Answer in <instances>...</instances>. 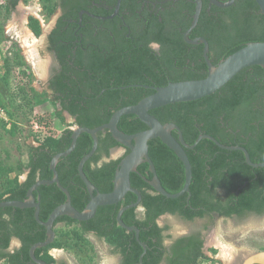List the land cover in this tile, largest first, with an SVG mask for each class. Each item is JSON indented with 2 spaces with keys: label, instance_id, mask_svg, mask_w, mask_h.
<instances>
[{
  "label": "trees",
  "instance_id": "trees-1",
  "mask_svg": "<svg viewBox=\"0 0 264 264\" xmlns=\"http://www.w3.org/2000/svg\"><path fill=\"white\" fill-rule=\"evenodd\" d=\"M45 1L44 10L47 16H52L56 9L54 0ZM202 1L197 25L188 38L207 41V57L212 65H218L248 43L264 42V15L255 0H236L228 8H219L208 0ZM18 2L7 1V15L16 10ZM195 7L194 2L176 3L174 7L161 11V22L145 9L143 17L139 18V14H136L138 19H131L132 33L125 28L118 29L115 21L110 20L105 24L98 22L108 30L96 34L90 32L79 43H74V30L62 32L65 22L63 18L59 19L50 36L49 49L56 53L62 68L54 80V97L50 101L55 106L60 104L61 109L56 110V115L61 122L66 124L64 111L75 120L72 124H66L67 128L53 143L49 142L50 139L43 143L35 140L38 145L28 146V163L18 165L19 172L27 173L23 182L17 177L7 176L0 157V180L3 179L0 183V202L24 201L28 190L38 180L53 178L50 162L55 154L70 147L72 126L96 128L108 123L117 110L135 105L154 93L151 87L205 78L209 70L205 45L200 42L190 44L184 39L185 32L192 24ZM136 9H139V4ZM29 28L37 37L41 35V25L37 19L29 18ZM153 44H158L159 49H154ZM15 57L14 65H26L18 52ZM23 74L29 77L26 71ZM19 90L21 102L17 108L33 114L42 100L31 86L30 77ZM13 100L17 102L15 96ZM8 113L13 118L16 109H8ZM150 113L163 124H176L188 145H193L201 135H210L225 146L243 145L254 163L264 162L262 66L243 69L209 96L169 104ZM13 123V129L17 130L19 124L16 121ZM0 127H5V124L0 122ZM118 129L126 134H135L148 127L135 115H125L120 119ZM172 134L179 139L176 130ZM98 141L96 153L83 168L86 177L97 188L93 195L113 190L120 162L130 152L126 149L122 157L103 162L113 148L121 145L109 131L99 133ZM92 147V136L83 133L77 140L75 150L61 158L56 166L60 183L69 191L72 205L79 211L85 210L91 195L79 177L78 165ZM186 152L193 178L189 193L177 199L164 197L149 184L153 174L148 163H141L131 174L132 187L141 193L144 215L139 217L137 208H132L123 213L122 220L126 225L140 230V240L147 246L143 264H161L163 260L167 264H199L201 258L209 259L202 251L203 241L197 234L177 239L167 251L164 241L171 236H165L163 232L168 227L161 228L157 224V219L164 214L179 216L187 222L203 219L213 212L226 218H243L250 213L264 214V167L252 168L247 164L243 152L222 149L209 139H202L195 148L186 149ZM149 156L163 188L171 194L181 191L185 171L174 151L157 138L149 141ZM34 196L40 204L42 221H46L52 211L67 200L56 184L40 186ZM136 200L135 194L128 193L116 205L99 207L95 217L89 221L78 222L69 216H62L56 220L55 226L64 223L69 228V237L78 242L93 232L112 246L113 253L122 256V264H138L144 249L137 242L135 232L119 226L116 219L122 207ZM34 213L35 209L32 208H0V250L7 249L14 237L22 242V247L14 254L0 255L1 259L7 258L9 264H25L30 260V248L47 239L46 228L36 222ZM64 246L66 244L62 237L57 236L51 245L37 249L35 255L41 258L44 254L43 258L51 264L55 260L48 250ZM211 251L216 253L215 249Z\"/></svg>",
  "mask_w": 264,
  "mask_h": 264
},
{
  "label": "water",
  "instance_id": "water-1",
  "mask_svg": "<svg viewBox=\"0 0 264 264\" xmlns=\"http://www.w3.org/2000/svg\"><path fill=\"white\" fill-rule=\"evenodd\" d=\"M212 5L219 8H228L232 6L236 0H229L227 2H220L218 0H209ZM260 8L261 14L264 15V0H255ZM121 0H118L117 10L120 7ZM202 7V1L196 0V9L193 16V21L189 30L185 33V41L190 44H196L198 42L205 45V59L209 66L208 74L205 78L199 80H189L181 82H171L163 87H151L154 93L145 97L135 105L127 106L117 110L109 122L98 126L96 128L88 127H77L73 129L72 142L70 147L60 153L55 154L50 162V169L53 172V178L50 180H38L27 192V199L24 201H4L0 202V208L13 207L19 209H35V220L36 222L45 227L47 231V239L43 242L34 244L30 249V256L37 264H47L46 262L36 258L35 251L39 248H45L51 245L55 238V222L59 217L69 216L73 220L78 222H86L93 219L99 207L116 205L121 202L128 193H133L137 196V200L127 206L122 207L117 213L116 219L118 225L129 232H135L136 240L140 246L144 249L141 254L139 263L143 264V257L146 254L147 246L140 240V230L135 226H128L122 220V215L125 211L141 207V193L132 187L131 185V174L136 172L137 167L146 162L149 165L150 171L153 174V179L149 184L159 194L169 199H177L186 193H189L190 186L193 178L192 166L187 155L186 149H193L202 139H209L213 141L217 146L226 150H238L243 152L246 162L252 168L264 167V162L254 163L248 151L241 146H225L221 144L217 139L210 135H201L193 145L185 143L181 129L174 123H161L150 111L175 103L191 102L196 101L206 96H209L223 86H225L230 80H232L240 71L251 66H262L264 67V42H252L246 44L244 47L229 55L227 58L222 60L218 65L214 66L208 60L207 54L209 51L208 43L203 38L190 40L188 35L197 25L200 12ZM35 37V36H33ZM35 39H37L35 37ZM125 115H135L142 123H144L148 129L135 134H126L118 129L120 119ZM65 117L73 119L68 113H64ZM74 120V119H73ZM176 130L179 135V139H176L172 134V131ZM109 131L112 137L125 149H129L130 153L125 156L119 165V168L114 178V188L109 193L97 192V188L90 182L84 173V165L90 160L96 153L98 148V134L101 132ZM89 134L93 139V147L91 151L86 154L78 165V174L83 183L86 186L88 193L91 195V200L86 206L84 211L77 210L71 202V195L69 191L62 186L59 180V175L56 170V166L61 158L69 156L76 148L78 138L83 134ZM159 138L166 146L174 151L177 157L181 160L184 171L185 181L181 191L175 194L168 193L158 178L155 165L151 157L149 156V141ZM112 155L111 158H113ZM24 177L23 181L25 180ZM56 184L59 189L67 196L65 203L56 207L49 215L46 221L40 219V204L36 201L34 192L38 190L40 186ZM40 200V198H39ZM228 264H235L236 262H228ZM241 264H264V251H259L247 256Z\"/></svg>",
  "mask_w": 264,
  "mask_h": 264
},
{
  "label": "rangeland",
  "instance_id": "rangeland-1",
  "mask_svg": "<svg viewBox=\"0 0 264 264\" xmlns=\"http://www.w3.org/2000/svg\"><path fill=\"white\" fill-rule=\"evenodd\" d=\"M6 4V0H0V104L7 110L15 111L16 109L13 118L9 116L11 121H16L19 124V128L14 130L13 122L5 124L3 128L0 127V152L3 165L8 173L7 176L9 178L17 177L20 182H23L26 173L19 172L18 165L28 163V146L38 145L35 140L43 143V140L47 142L50 139L49 142L53 143L67 128L66 124H72L74 120L65 117L66 124L60 121L56 115L55 105L51 103L47 94L42 93L46 85L45 75L41 77L37 75L30 64V51H35L40 63H45L48 65L47 67L50 66V60L42 44L44 35L36 37L40 42H36V47H31L35 44H33L32 34L28 28L27 18L33 13L29 11L31 8L35 9L34 14L41 17L38 1L28 0L27 3H21L10 15L6 14ZM55 15L47 16L45 26L51 25ZM24 32L25 35H23ZM17 34L28 37L31 46L24 47L22 39ZM17 52L22 56L26 63L25 66L17 67L14 65L15 60H17L15 57ZM24 70L28 72L31 86L41 95L40 99L42 100V103L35 108L31 115L26 113L24 109L17 108L18 102L13 100V88L29 80V77H22ZM36 124L39 127L37 129L35 128ZM71 128L74 129L76 126ZM122 154L123 150H119L114 158H119ZM137 213L140 217L142 216L141 209H138ZM163 221L170 224V230L174 234H184L203 224L201 221L184 222L172 216H163L159 219L161 224ZM56 231L57 236L62 237L66 246L60 251L52 250L51 253L63 256L73 264L80 260H89V264L117 263V256L104 240L89 234L84 237L83 241L78 242L75 238L69 237V228L64 224L57 225ZM209 239L214 243L210 244L209 247L216 250V253L213 254L211 251L213 249H210L208 254L210 258L219 259L221 264H228L225 260L241 264L247 256L264 251V214L261 216L249 214L243 218H218ZM224 250L229 251L230 254L225 256ZM226 251L225 253H227ZM91 257H93L92 260Z\"/></svg>",
  "mask_w": 264,
  "mask_h": 264
},
{
  "label": "flooded vegetation",
  "instance_id": "flooded-vegetation-1",
  "mask_svg": "<svg viewBox=\"0 0 264 264\" xmlns=\"http://www.w3.org/2000/svg\"><path fill=\"white\" fill-rule=\"evenodd\" d=\"M7 1L8 0H6V3H7ZM37 1L39 3V7L41 8V10H40L41 17L32 13V15L28 16V18H27V22H28L27 24H28V28H29V18L33 17V18L37 19L41 25V35H44V38L42 40V44L44 45L45 50H46V54L48 55V58L50 60V66L48 67L47 72L44 76V78H46V85H45V89H44V91H42V93L47 94V96L49 97L50 100L54 97V90L52 88L54 80H55L56 76L60 73L61 68H62L60 62L57 59L56 53H54V51L49 49V47H50L49 39H50V36L53 33V31L56 29L59 19L63 18V21L65 22V25L62 28V30H63L62 32L66 31L68 33L70 30H74V33H73L74 38H75L74 43H79L90 32H92L93 34H96L98 32L108 30L106 26L99 25L98 22H104V24H105L107 21H110V20L115 21V23H117L116 27H118V29L121 30V29L125 28L126 30H128V33H132L133 30L130 26L131 25V23H130L131 19L136 18L138 14L140 16L139 18L143 17V13H144L145 9L150 11L149 13L152 17L154 15V17L158 18V21L161 22L162 21L161 11L168 10V9L174 7L176 3H179L181 1H187L189 3L194 2L196 5V0H121L120 7L116 13L118 0H54L55 6H56L54 14H56V15H55L51 25L45 26L44 23L46 22L45 19L47 18V14L44 10V3H46V1L45 0H37ZM27 2H28V0H19L17 7L21 3L24 4ZM138 4H139V9L135 10V7ZM202 4H203V1H202ZM132 9H134L135 11L132 12L131 11ZM195 9H196V7H195ZM136 19H138V18H136ZM29 31L31 32V34L33 36L37 37L31 31L30 28H29ZM41 35L39 37H41ZM184 39H185V37H184ZM152 47L156 50L159 49L158 44H153ZM55 108H56V110L57 109L60 110L61 109L60 104H57V106H55ZM65 112L66 111L63 112V115ZM236 146L244 147L243 145H236ZM119 150H123L122 156L126 152V149L123 148L122 146L113 148L111 150L110 156L108 158H104L103 162H109L111 160L118 159V158H114V157L111 158V157H112V155H115ZM122 156H120V157H122ZM26 176H27V173H26ZM139 209L142 210V216H143L144 215V209L142 207H140ZM137 211H138V209H137ZM250 214H254V213H250ZM163 216H172V217H177L181 220H183V219L179 216L171 215V214H164L157 219V224L159 227H161V228L168 227V230L164 231L163 234L165 236H171L170 238H166V240L164 241V245H165L167 251L169 250V248L174 244V242L177 239H180L181 237H189L191 235L197 234L200 237V239L203 241L202 251L206 256H209L208 254L210 252V249H214V248L209 247L210 244H214L213 242H211L209 237L211 235L212 229L214 228V226L216 224V220L218 218H226V217L219 215L218 213L213 212L203 219H195L193 221V222L201 221L203 223L202 225L198 226V228L190 230L189 232H186L184 234H174L173 232H171V230H170L171 226L167 221H163L162 224L159 222V219ZM232 218H238V217L234 216ZM184 222H187V221H184ZM60 224H64V223H60ZM56 226H54V228H55V233H56V237H57ZM89 234L93 235L97 239L104 240V242L111 248V251H113L112 246L109 245L105 241V239L97 237L95 235V233H93V232H91ZM89 234H87V235H89ZM87 235H85V236H87ZM55 240H56V238H55ZM21 247H22L21 240L14 237V238H12L10 245L7 249L0 250V255L2 253L14 254L16 251L20 250ZM52 250L60 251V249L59 248H51L48 250V254L51 255L55 260L51 264H73L67 258H65L63 256L56 255L54 253H51ZM114 254L117 256V259H118L116 264H122V260H123L122 256L119 254H116V253H114ZM43 256H44V254L41 255V258L40 257H36V258L46 262L47 264H50L49 262H47V260H45L43 258ZM29 258H30V260L25 262V264H37L36 262H34L32 260V258L30 256V250H29ZM22 260H23V258H22ZM0 264H9V262L7 261V258H2V259L0 258ZM76 264H89V260H87V261H85V260L81 261L80 260V261H77ZM161 264H167L166 260H163V262Z\"/></svg>",
  "mask_w": 264,
  "mask_h": 264
},
{
  "label": "bare ground",
  "instance_id": "bare-ground-1",
  "mask_svg": "<svg viewBox=\"0 0 264 264\" xmlns=\"http://www.w3.org/2000/svg\"><path fill=\"white\" fill-rule=\"evenodd\" d=\"M29 11L34 13L35 12V9L34 8L33 9L31 8V9H29ZM23 35H25V32H24ZM17 36H19L22 39V45L24 47L25 46L26 47H30L31 46L30 43H29V41H28V39H27L28 37H24V36H21L19 34H17ZM32 40H33V44H35V45H32L31 47H36V42H38V43L40 42V40L35 39V37H33V35H32ZM36 53H35V51H30L29 60H30L31 66L35 69L34 70L35 73L41 77V76H44L46 74L47 68H48L47 66L48 65H46L45 63H42V62L40 63V61L38 60V57H37ZM225 251L226 250H224V252H223L225 256H227L228 254H230L229 251H226L227 253H225Z\"/></svg>",
  "mask_w": 264,
  "mask_h": 264
},
{
  "label": "built area",
  "instance_id": "built-area-1",
  "mask_svg": "<svg viewBox=\"0 0 264 264\" xmlns=\"http://www.w3.org/2000/svg\"><path fill=\"white\" fill-rule=\"evenodd\" d=\"M18 69H22V68H18ZM25 71V70H24ZM22 71V77L25 76L23 74ZM28 73V72H27ZM27 77V76H26ZM28 82V80L24 83H21V84H18L16 85L14 88H13V94L15 96V99L16 101L18 102V104L21 102V96L20 95V86H24L26 83ZM7 108H4L1 104H0V122L4 123V124H9V123H12L13 121L10 120V116L9 114L7 113ZM35 128H39L38 127V124H36ZM38 138V137H36ZM44 141V140H43ZM0 157H1V152H0ZM199 264H221L220 260L217 259V258H210L209 259H206V258H201L199 260Z\"/></svg>",
  "mask_w": 264,
  "mask_h": 264
},
{
  "label": "crops",
  "instance_id": "crops-1",
  "mask_svg": "<svg viewBox=\"0 0 264 264\" xmlns=\"http://www.w3.org/2000/svg\"><path fill=\"white\" fill-rule=\"evenodd\" d=\"M34 70V69H33ZM36 146V145H35Z\"/></svg>",
  "mask_w": 264,
  "mask_h": 264
}]
</instances>
